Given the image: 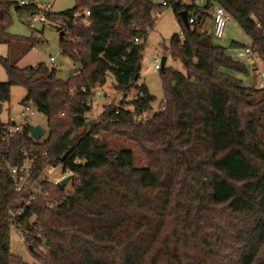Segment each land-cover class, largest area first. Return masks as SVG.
<instances>
[{
  "label": "trees",
  "instance_id": "1",
  "mask_svg": "<svg viewBox=\"0 0 264 264\" xmlns=\"http://www.w3.org/2000/svg\"><path fill=\"white\" fill-rule=\"evenodd\" d=\"M75 1L74 8L48 17L70 25L61 53L81 65L79 74L64 80L57 68H20L0 55L8 74L0 83V126L18 85L27 90L23 103L46 115L49 126L41 143L31 137L35 126L27 125L8 152L0 138V264H27L11 251V214L23 196L4 164L21 163L22 150L33 144L35 178L49 165L72 173L67 193L62 185H45L58 198L55 206L34 203L18 222L36 264H264V144L251 104L264 88L245 86L237 74H248V66L215 45L207 31L210 25L214 31L212 8L221 6L264 59V0H208L204 6ZM165 8L184 29V38H172L171 50L185 72L165 66L164 100L141 123L129 109L117 113L116 100L141 80L142 43ZM83 9L91 10L88 27L71 21ZM183 10L194 18L190 29L179 16ZM14 11L35 14L38 7L0 0V43L8 41L1 36L10 31ZM107 84L114 96L103 106L104 122L94 123L87 117L89 89ZM142 88L148 105L134 106L152 111L154 97ZM115 137L133 142L146 164H138L135 148H119Z\"/></svg>",
  "mask_w": 264,
  "mask_h": 264
},
{
  "label": "rangeland",
  "instance_id": "2",
  "mask_svg": "<svg viewBox=\"0 0 264 264\" xmlns=\"http://www.w3.org/2000/svg\"><path fill=\"white\" fill-rule=\"evenodd\" d=\"M39 9L43 10L46 6H50L53 13H59L68 9H72L76 5L75 0H35ZM156 5L164 4V0H151ZM13 24L10 31L2 35V39H7L0 43V55L3 57H10L12 62L16 63L20 68L35 67L38 64H46L51 66V57L56 59L58 77L61 79H68L72 73L81 69L80 64H76L70 59L64 57L61 53V36H68L67 32L62 28L57 27L55 23L49 20L44 22L33 21L30 13H12ZM56 20V19H55ZM31 22L34 26L31 27ZM58 28H60L58 30ZM212 26H208L209 31L213 36L215 45L223 47L227 50L230 56L239 62L245 63L249 68L248 74H237V77L242 80L243 84L248 87H260V78L254 70V67L248 62L245 57L239 56V49L233 46V42H243L250 44V40L245 35L240 25L235 19H231L227 24L223 37L218 38L214 35ZM181 36L184 38V29L174 11L171 8L163 9L157 16L156 23L152 29L149 30L147 39L143 41L145 47L142 59L141 81L147 86L150 94L154 97L152 107L154 111H158L161 103L164 100V88L162 79V70L155 68L156 62L154 58L155 51L158 50L161 57H166V68L175 69L185 72V68L180 59L175 58L171 50V41L174 36ZM35 46L32 48V43ZM112 80V79H111ZM8 81V74L4 66L0 63V83ZM111 82V81H110ZM103 90L109 92L110 99L114 96L111 85L107 84ZM27 95V90L24 86H13L11 92V99L5 104L3 114L1 116L2 122L6 123L11 118L15 121H21V111L24 108L23 100ZM95 108L100 112L103 108V99L96 100ZM251 104L255 107L253 112L255 118L259 121L261 129L259 131V141L264 144V95H254ZM34 126L42 127L45 132L39 140L41 143L45 142L49 137L48 117L37 111L32 118ZM114 143L120 147H133L137 151L138 164L145 165L146 160L140 154L135 144L124 137L113 138ZM59 173V171H56ZM72 189V182H70L65 192ZM10 246L14 257L20 260L22 258L27 264H36L33 255L31 254L27 242L22 239L14 228L10 230Z\"/></svg>",
  "mask_w": 264,
  "mask_h": 264
},
{
  "label": "built area",
  "instance_id": "3",
  "mask_svg": "<svg viewBox=\"0 0 264 264\" xmlns=\"http://www.w3.org/2000/svg\"><path fill=\"white\" fill-rule=\"evenodd\" d=\"M191 4L197 6H204L208 3V0H186ZM20 4L23 6H33L36 5L35 0H20ZM165 4V3H164ZM51 7L48 5L43 10L38 8L37 13L31 14L33 21L46 22L50 21L56 24L57 27L62 28L67 33L70 32V25L65 19L59 18L56 20H50L49 15L52 14ZM212 14L214 19V35L218 38L223 37L224 30L227 24L232 19L230 14L221 6H214L212 8ZM159 13H157V16ZM74 25H80L88 27L91 24V10L83 9L78 10L73 14L71 19ZM194 22V18L189 20ZM34 26V23L31 22V27ZM136 42H140L139 38L135 39ZM243 47L239 49V56L245 57L248 62L254 67L255 72L260 78V89L264 88V59L263 57L254 50L252 43L247 44L245 41ZM155 58V68L161 70L162 68V58L159 54V51L156 50L154 54ZM56 59L51 57V66L49 70L57 68ZM80 73V69L72 73L71 76H76ZM143 82L139 80L134 87H132L127 94L120 95L116 100V112L118 113L120 108L129 109L135 119L138 122L146 123L152 119L154 110L149 111L148 109H142L140 112L134 105H148V94L142 88ZM83 91H87L86 88H83ZM103 99V106L106 104V100L109 98V93L103 90V87L99 85L91 86L89 89V94L87 96V105L90 110L87 112V117L94 122L100 123L104 122L103 112L104 107L99 112L95 108L97 105V99ZM164 108V107H163ZM37 109L31 104H24V108L21 111V121H15L11 118L8 122L0 126V138L1 146L4 151L8 152L10 150L11 141L20 133H22L25 127L32 123V118L36 115ZM32 137V136H31ZM35 140V139H34ZM38 145L33 144L31 147H25L22 150L23 159L21 163L11 164L9 161L5 162L6 169L10 172L15 192L22 195V203L20 208L11 214L10 220V229L14 228L17 234L24 239L23 234L18 228V222L22 215L25 214L26 210L30 209L34 203L39 205H45L48 207H53L57 204L58 198L50 190L45 189V185H61L62 181L67 177L71 176V171L64 170L63 166L59 164L58 166L49 165L42 169L39 177L35 178V172L38 169V155H37ZM44 156L47 155V152L43 153ZM59 171L57 173L56 171ZM72 180V179H71ZM70 180V182H71ZM69 182V183H70ZM68 183V184H69Z\"/></svg>",
  "mask_w": 264,
  "mask_h": 264
},
{
  "label": "water",
  "instance_id": "4",
  "mask_svg": "<svg viewBox=\"0 0 264 264\" xmlns=\"http://www.w3.org/2000/svg\"><path fill=\"white\" fill-rule=\"evenodd\" d=\"M179 16L181 17V20L183 22V24L186 26V28L190 29L191 28V24L189 21V15H188V11L187 10H183L181 12H179ZM60 36L63 37L64 36V32L60 33ZM166 61L167 58L163 57L162 58V68L161 70H164L165 65H166ZM45 130L40 127V126H35L32 130L31 136L33 139L35 140H40L42 138V135L44 134ZM72 179V176L67 177L66 179H64L61 183L62 187L65 188L68 183L70 182V180Z\"/></svg>",
  "mask_w": 264,
  "mask_h": 264
}]
</instances>
